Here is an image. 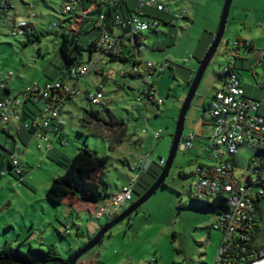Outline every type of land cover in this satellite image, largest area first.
Masks as SVG:
<instances>
[{"label": "rangeland", "instance_id": "obj_1", "mask_svg": "<svg viewBox=\"0 0 264 264\" xmlns=\"http://www.w3.org/2000/svg\"><path fill=\"white\" fill-rule=\"evenodd\" d=\"M75 1L13 0L14 10L10 16L16 25L24 22L26 30L12 35L8 19L0 16L1 88L7 86L15 96L29 85L56 80L67 72L59 51V36L75 30L76 25L75 13H63L62 7ZM224 1L165 0L166 5L174 9H186L191 21L180 20L172 27L161 23L156 33L143 32L140 53L143 64L149 61L168 65L148 83L155 91L154 103L137 101L148 86L139 75L130 72V61L126 64L103 61L107 69L115 71L103 85L105 96L111 100L109 105H91L83 95L66 101L58 117L61 124L58 134H49L52 150L48 153L37 149L38 140L32 135L26 145L16 138L24 153L19 156L23 176H17L14 170L0 175V247L9 244L23 251L29 247L42 248L69 261L70 254L83 247L105 224L106 218H96L93 208L84 203L55 205L46 199L51 181L65 174L59 162L66 163L85 146L99 157H106L103 180L107 194L122 190L131 175L129 166L145 154L149 155L146 165L150 170L140 178L134 200L149 188L161 171L157 162L167 160L178 115L199 61L216 34ZM28 5L32 7L30 11ZM148 10L152 9H145L144 13L151 16ZM93 18L94 15L87 16L78 39L85 68H88L90 57L91 61L97 59L96 54L90 56L88 51L95 34L91 26ZM245 42L253 47L248 48ZM230 61L242 80V87H246L245 95L261 102L259 114L264 116V88L259 87L264 83V0L231 2L221 43L185 116L182 137L187 139L193 135L192 147L184 151L178 149L164 186L129 219L113 227L77 264L213 263L221 241V235L211 227L216 215L191 200V176L179 173L189 174L198 164H215L211 158L208 107L211 96L223 84V67ZM101 81L102 77L91 71L77 86L81 92L95 93ZM1 90L0 95L4 94V89ZM91 113L102 122H122L125 127L122 141L111 145L106 136L113 131L103 134L105 127L102 122L91 120ZM96 124L100 125L99 130L93 129ZM143 129L161 130L162 135L153 141L149 134H142ZM11 132L15 136L13 129ZM0 141V146L7 142L10 149L13 148L11 138L1 135ZM58 153L59 158L53 159ZM254 154L251 149H240L236 176L244 178ZM251 234L253 244L264 246V208L256 213Z\"/></svg>", "mask_w": 264, "mask_h": 264}, {"label": "built area", "instance_id": "obj_2", "mask_svg": "<svg viewBox=\"0 0 264 264\" xmlns=\"http://www.w3.org/2000/svg\"><path fill=\"white\" fill-rule=\"evenodd\" d=\"M88 1L91 3L88 10L83 8L81 0L69 2L62 8L63 13H75L81 19L87 16L88 11L95 8L115 9L111 31L104 24L103 13L94 21L97 37L93 54L97 55V59L91 61L90 57L88 68L82 65L72 68L57 80L42 84L34 83L24 88L19 95L8 94L0 98V131H5L11 122H16L26 131H31V135L38 140L37 149H44L45 153L52 150L49 134L53 132V125L58 122L66 101L83 95L91 105L107 106L111 103L104 94L102 84H99L95 93L81 92L77 85L80 79L91 71L100 75L102 79H111L115 71L107 69L102 62L105 61L107 64L111 57H121L127 49L126 46H129L132 55L133 64L130 72L139 75L142 82L148 86L147 90L138 96L137 101L145 104L154 103L155 91L148 83L155 74L163 73L168 65L149 61L143 64L140 58L143 32H156L161 24L157 19L147 17L144 10L152 9L168 15L172 24L187 16L186 9H174L162 0ZM129 1H135L136 7L127 17H122L117 7L127 5ZM31 9L32 7L28 5L27 10ZM13 10V0H0V11L8 19L11 34L25 33L24 22L14 24L10 16ZM121 75L124 76L125 72L122 71ZM221 75L224 77L223 84L211 96L208 107L212 131L211 158L215 164H198L194 171L188 174L191 176V198L210 202L216 197H221L227 204V210L216 216L211 226L221 235L212 264H264V246L253 244L251 239L256 213L264 208V116L259 114L261 102L245 95L232 61L223 67ZM259 87L264 88V84H260ZM25 102L34 104L38 108V117L23 122L22 110ZM123 129L124 126L117 128L113 130L115 134L111 132V135H119ZM142 134H149L153 141H156L161 137L162 131L143 129ZM193 139V135L187 139L181 137L178 149L182 151L190 149ZM242 147L255 151L248 163L244 178L235 174V167L238 164L237 155ZM20 151L21 147L18 144H14L10 150L12 166L10 171L14 170L17 176L22 177ZM148 158V154L141 155L133 165L129 166L131 175L122 190L107 194L99 202L91 203L92 213L96 218L105 217L110 220L132 204L137 183L148 170L146 165ZM164 164L163 159L157 162L158 167H163Z\"/></svg>", "mask_w": 264, "mask_h": 264}, {"label": "trees", "instance_id": "obj_3", "mask_svg": "<svg viewBox=\"0 0 264 264\" xmlns=\"http://www.w3.org/2000/svg\"><path fill=\"white\" fill-rule=\"evenodd\" d=\"M81 1L83 8L85 10H88L91 6V3L88 0H81ZM117 9L120 14L121 7H117ZM101 13L105 15L104 24L106 25L108 30L111 31V22L115 13V9L108 8L106 10H101L100 8H95L93 10L88 11L87 16L90 15L95 16V18L91 19V26L93 27L95 34L88 45V51L90 56L95 51V39L97 37V31L94 27V23H95L94 21ZM156 13L160 14L159 12ZM0 16H4L1 11H0ZM86 17L84 19H81L77 17V15L75 14L74 18H75L76 29L70 30L69 32H62L59 36L61 40L59 51L64 61L67 72L70 71L72 68H77L82 65V60L80 55L81 46L78 43V39L80 36V32L83 28V24L87 20ZM147 17L157 19L160 23L163 24L166 23L167 25L170 26H174L176 24V23L172 24L171 18L168 15H166V17H168L169 19L166 21L161 18L151 17L149 15ZM236 45L237 47H239L240 42L237 41ZM244 45L247 46L248 48L253 47L251 43L245 42ZM128 47L129 46H126L127 49L123 52L121 57H111L110 59H108V62L109 63L121 62L126 64L130 61L131 64H133V62L131 61L132 60L131 49ZM65 74L63 73L61 77L65 76ZM106 80L107 79L105 78L102 79L101 84L104 85ZM150 87H153V85H150ZM1 89H4V94L0 95V98L10 94L9 89L6 86L0 88V90ZM36 117H38V108L34 104L25 102L22 110V121L24 122L30 119H34ZM89 117L91 120L97 123L102 122L99 119H97V117L93 113H91ZM87 123L90 124V121H88ZM102 125L105 127L106 130L105 133L103 131V134H106L108 131H113L117 128L124 126L122 122H116L112 120L103 121ZM53 126H59V123L57 122ZM99 127L100 125L96 124L95 127H93V129L98 128L99 130ZM123 132L124 129L121 131L119 135L114 136V135L106 134L107 135L106 138L111 145L119 143L123 139ZM29 133L31 134V131H29ZM113 134H115V131H113ZM1 149L2 152L8 154V157L6 163L0 169V175L3 174L4 172L12 173L11 171H9L10 169H12L10 163V150L8 148L4 149L3 147ZM2 156L3 154L1 153L0 162ZM105 161H106V157H99L95 151L90 150L89 148H87V146H85L82 149H79L78 152L75 154V156L70 160H68L66 163L59 162V164L63 166L65 170L64 171L65 174L63 176L54 178L51 181L49 188L46 190V194H45L46 199L55 205L57 204L61 205L62 203L64 204L69 203L70 205H73L75 201H79L83 203L99 202L104 196L107 195L106 192L107 185L103 180V176H104L103 169H104ZM159 168L162 169V167ZM149 170L150 169H148L145 174H148ZM160 172L161 171H159L155 175L154 179L157 178ZM179 175L189 176L188 174H182V172H180ZM139 181L137 185L139 184ZM145 190L146 188L143 189V191ZM191 200L200 207L211 210L216 216L223 214L227 210V204L225 202V199L221 197H216L211 202L201 201L194 198H192ZM253 238L254 236L252 235L251 239L253 240ZM75 253L76 251L70 254L69 260L72 258V256ZM68 262H69L68 260H63L55 256L51 250H44L42 248L29 247L26 251H23L19 248V246L12 247L9 244H4L2 247H0V264H68Z\"/></svg>", "mask_w": 264, "mask_h": 264}, {"label": "water", "instance_id": "obj_4", "mask_svg": "<svg viewBox=\"0 0 264 264\" xmlns=\"http://www.w3.org/2000/svg\"><path fill=\"white\" fill-rule=\"evenodd\" d=\"M231 2L232 0L224 1L216 34L211 44L205 51L202 59L199 61V66L195 72V75L192 77L188 94L186 96V99L178 115L176 129H175V133H174V137L172 141V146H171L169 155L167 157V160L165 161V164L161 169L160 174L157 176L155 181L149 186V188L143 194L137 196V199H135L129 207H127L122 212H120L117 216H115L114 218L107 221L104 225H102L100 229L96 232L94 237L91 238L83 247H81L79 250L76 251V253L69 260L68 264H77L78 260L84 254H86L91 249H93L96 245H98L103 240L104 236L108 234L113 227L123 222L124 220L129 219L133 213H135L160 187H162V185H164V181L166 177L168 176L169 170L173 164L176 153L178 151V146H179L182 133H183V128H184V120H185V116L188 111V108L192 102V99L194 98L196 94V91L199 87V84L202 80V77L206 71L207 66L209 65L211 59L215 55L221 43V40L223 38Z\"/></svg>", "mask_w": 264, "mask_h": 264}, {"label": "crops", "instance_id": "obj_5", "mask_svg": "<svg viewBox=\"0 0 264 264\" xmlns=\"http://www.w3.org/2000/svg\"><path fill=\"white\" fill-rule=\"evenodd\" d=\"M162 2L163 3H165L166 4V2H165V0H162ZM135 7H136V2L135 1H129L128 3H127V5H123L122 7H121V10H120V15L122 16V17H127L134 9H135ZM128 9H129V11H128ZM151 16H154V17H157V18H161V19H163V20H168L169 18L168 17H166V15H164V14H159L158 15V13H156L154 10H148L147 11ZM188 12V11H187ZM188 16V15H187ZM184 21H191V20H189V17H186L185 19H183ZM164 25H166V23H164ZM170 26V25H169ZM170 27H172V26H170ZM157 32V31H156ZM156 32H154V33H156ZM63 75V74H62ZM61 75V76H62ZM61 76L59 77V78H61ZM239 76V75H238ZM59 78H57V79H59ZM239 78H240V76H239ZM56 79V80H57ZM240 80H241V78H240ZM45 82H48V81H45ZM45 82H43V83H45ZM262 84H264V83H262ZM241 85H242V80H241ZM222 86V85H221ZM220 86V87H221ZM7 87V86H6ZM219 87V88H220ZM218 88V89H219ZM243 88V90H244V93H245V90H246V87H242ZM217 90V89H216ZM215 90V91H216ZM0 91H2V90H0ZM58 123H59V121H58ZM61 124H59V126H60ZM12 129L14 130V133H15V136L12 134ZM57 131V132H56ZM58 131H59V129H58V126H53V134L54 135H57L58 134ZM1 135H5V138L7 139H9V138H11L12 139V141H13V145L14 144H17V141H16V138L21 142V144L22 145H26L28 142H29V140H30V136H31V134L28 132V131H26L25 129H23L20 125H8L6 128H5V131H0V138H1ZM50 142H51V140H50ZM0 143H1V141H0ZM2 147H5V148H8L9 150H11L10 149V146H8V143L6 142L5 144H3V145H1L0 146V154L2 153L3 154V156H2V158H1V162H0V169L4 166V164L6 163V160H7V157H6V154L4 153V152H2ZM20 154L22 155H24V153L23 152H21L20 151ZM59 158V153L58 154H56L54 157H53V159H58ZM80 204H83V202H79V201H75V203H74V205H76V206H79ZM84 205L86 206V207H89V208H93L92 207V205H91V203H90V205L88 204V203H84ZM107 221H109V220H107L106 219V222ZM105 222V223H106ZM104 225V224H103ZM102 226V225H101ZM100 229V228H99ZM99 229H97L96 231H98ZM81 264V263H80ZM83 264V263H82ZM89 264V263H88ZM90 264H92V263H90Z\"/></svg>", "mask_w": 264, "mask_h": 264}]
</instances>
